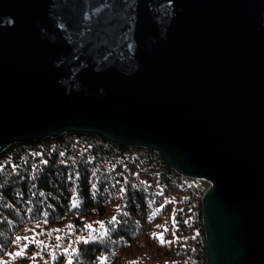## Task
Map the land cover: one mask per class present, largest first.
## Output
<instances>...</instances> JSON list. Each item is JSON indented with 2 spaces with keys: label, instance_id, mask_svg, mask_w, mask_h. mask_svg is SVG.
<instances>
[{
  "label": "water",
  "instance_id": "1",
  "mask_svg": "<svg viewBox=\"0 0 264 264\" xmlns=\"http://www.w3.org/2000/svg\"><path fill=\"white\" fill-rule=\"evenodd\" d=\"M69 131L207 182L204 264H264V0H0V153Z\"/></svg>",
  "mask_w": 264,
  "mask_h": 264
},
{
  "label": "trees",
  "instance_id": "2",
  "mask_svg": "<svg viewBox=\"0 0 264 264\" xmlns=\"http://www.w3.org/2000/svg\"><path fill=\"white\" fill-rule=\"evenodd\" d=\"M206 185L147 147L91 133L15 142L0 153V258L28 223L70 220L79 228L96 216L102 222L90 225L80 246L84 264L107 256L109 264H204L200 194ZM173 190L179 199L169 196ZM171 204L173 228L163 234L171 243L149 238L139 247L147 224Z\"/></svg>",
  "mask_w": 264,
  "mask_h": 264
},
{
  "label": "rangeland",
  "instance_id": "3",
  "mask_svg": "<svg viewBox=\"0 0 264 264\" xmlns=\"http://www.w3.org/2000/svg\"><path fill=\"white\" fill-rule=\"evenodd\" d=\"M180 194L177 190H173L169 196L179 199ZM172 208H174L173 204L170 205L166 214L159 213L156 219L147 224V239H145V236L137 239L139 247L142 242H147L149 238L156 241L159 240L153 235L154 233H163L164 236L171 233L173 228L171 225ZM99 222H102L100 218L92 216L88 219H83V223H81L84 225L79 228L76 227L75 222L73 223L70 220L56 224L50 222L28 223L17 230L18 233L14 235L9 248L5 250L0 258V264H58L61 259H63V264H71L77 260L82 261L84 264V261L80 259V246L84 239L85 231L92 227L90 225ZM18 237L19 239H17ZM18 252H23V255H15ZM136 253L139 254L140 252ZM109 263L108 256L102 257L99 261H86V264Z\"/></svg>",
  "mask_w": 264,
  "mask_h": 264
},
{
  "label": "snow or ice",
  "instance_id": "4",
  "mask_svg": "<svg viewBox=\"0 0 264 264\" xmlns=\"http://www.w3.org/2000/svg\"><path fill=\"white\" fill-rule=\"evenodd\" d=\"M113 220H115V217H113ZM89 227H90V226H89ZM158 227H159V226H158ZM165 230H166V229H165ZM153 235L156 236L157 239H159V241H160L161 243H171L170 241H165V240L163 239V233H159V234L154 233ZM17 239H19V237H18ZM85 242H86V241H85ZM15 255H17V256H19V255H23V252H18V253H16ZM130 264H137V261H132V262H130Z\"/></svg>",
  "mask_w": 264,
  "mask_h": 264
}]
</instances>
